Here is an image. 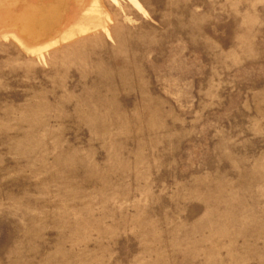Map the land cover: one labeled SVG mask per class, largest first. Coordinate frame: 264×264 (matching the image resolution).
<instances>
[{"label": "rangeland", "instance_id": "obj_1", "mask_svg": "<svg viewBox=\"0 0 264 264\" xmlns=\"http://www.w3.org/2000/svg\"><path fill=\"white\" fill-rule=\"evenodd\" d=\"M0 264H264V0H0Z\"/></svg>", "mask_w": 264, "mask_h": 264}]
</instances>
